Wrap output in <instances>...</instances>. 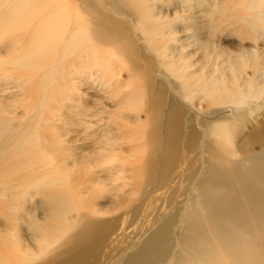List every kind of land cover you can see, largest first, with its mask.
I'll list each match as a JSON object with an SVG mask.
<instances>
[{"label":"bare ground","instance_id":"bare-ground-1","mask_svg":"<svg viewBox=\"0 0 264 264\" xmlns=\"http://www.w3.org/2000/svg\"><path fill=\"white\" fill-rule=\"evenodd\" d=\"M85 3L0 0V264H264V0ZM84 80L112 137L76 156Z\"/></svg>","mask_w":264,"mask_h":264},{"label":"rangeland","instance_id":"rangeland-1","mask_svg":"<svg viewBox=\"0 0 264 264\" xmlns=\"http://www.w3.org/2000/svg\"><path fill=\"white\" fill-rule=\"evenodd\" d=\"M71 4H76L82 8H84L87 4L85 3L87 0H68ZM112 48V47H111ZM111 57H112V53H111ZM91 80H84L82 85H78L77 89L83 94L82 98L83 101L81 103V105H84L86 107H84V110L79 111L78 115H70V114H66V115H70L72 123L70 124V122L68 120H64L61 122L56 123V127L58 128V130H65L68 129L67 133H63L62 137H61V143H64L65 140H71L69 142V145L72 146L71 150L73 151V153L77 156L78 153L80 152L83 155H89L92 153V151H96L97 149H101L98 148L100 144L103 143V138L104 135L101 131V128H104V126L107 128H109V137H112V117H111V113H112V96L107 92V89L103 86H99L97 84H94L92 81L91 83L89 82ZM11 87V86H10ZM10 91H12V88H10ZM98 87V89L96 88ZM105 88V89H104ZM105 91V92H104ZM15 97L9 94V90H7V92L0 94V100L2 101H12L14 100ZM21 107H17L16 111L17 113H21ZM226 113L229 114H233V111H231V108H229L228 112L226 111ZM21 115V114H20ZM7 116V115H6ZM86 120L89 124V126L86 129H83V126L81 125V122H83V120ZM79 121V122H78ZM106 123V124H105ZM111 123V124H110ZM86 130V131H85ZM85 131V132H84ZM105 134V133H104ZM107 135V134H105ZM112 142V140H111ZM107 144H106V148H107ZM110 164H112V162H110ZM98 173V172H96ZM99 177L106 176V172L105 171H99ZM104 201V202H103ZM162 201L160 199H157L154 203V205H150V201L149 200H145L143 202V204L141 205V209L135 213V215H131L130 213H128L127 215H131L128 218L124 217V219L118 217L115 222H114V233L119 231L122 226L125 227V231L127 233H129L130 235H137V229L138 226L141 225L144 221V219H141L142 214H143V209L147 207L148 211V216L149 218L152 217V215L154 214L156 210V208L159 207L160 203ZM101 203V205H99L100 207L98 208H102L103 206H107L109 205V202H105V200L101 197L97 198V204ZM98 218H100L98 215L99 213L96 214ZM101 216H105L108 217L110 215V212H105V213H100ZM115 216V212L112 211V218ZM123 216V215H122ZM101 219V218H100ZM127 219L125 225H123L122 223L124 222V220ZM132 230L134 231V233L132 232ZM114 233L112 235H114ZM122 245V242L120 241H114L111 244V249L112 253L115 252V250L118 249V247Z\"/></svg>","mask_w":264,"mask_h":264}]
</instances>
